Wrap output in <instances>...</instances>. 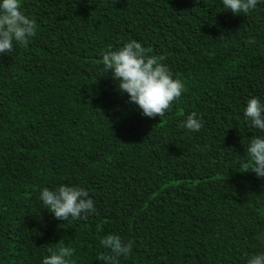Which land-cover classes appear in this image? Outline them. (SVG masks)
<instances>
[{
  "label": "trees",
  "instance_id": "16d2710c",
  "mask_svg": "<svg viewBox=\"0 0 264 264\" xmlns=\"http://www.w3.org/2000/svg\"><path fill=\"white\" fill-rule=\"evenodd\" d=\"M37 23L0 54V264H42L57 243L102 264L100 240L131 242L120 264H247L264 252V178L240 172L247 100L264 103V0H21ZM136 40L186 91L163 118L128 103L102 54ZM195 112L199 132L180 125ZM83 187L96 212L60 221L39 199Z\"/></svg>",
  "mask_w": 264,
  "mask_h": 264
},
{
  "label": "clouds",
  "instance_id": "9594fccd",
  "mask_svg": "<svg viewBox=\"0 0 264 264\" xmlns=\"http://www.w3.org/2000/svg\"><path fill=\"white\" fill-rule=\"evenodd\" d=\"M261 0H222L225 11L233 15L248 14ZM37 34L34 18L25 14L21 0H0V54H8L14 46L27 47ZM162 55L149 54V50L136 40L125 43L121 48L102 54L105 74L111 73L121 94L126 93L128 103L135 104L147 118H163L172 110L186 91L184 82L174 78ZM244 119L250 127L264 133V103L253 96L247 100ZM190 132H199L203 127L197 113L192 112L178 125ZM247 159L241 164L240 172H252L264 178V135H253L246 149ZM44 208L60 221H83L96 209L89 193L83 187L61 184L55 189L44 187L39 194ZM104 249L97 259L102 264H120L121 257H128L133 249L117 234L105 235L100 240ZM42 264H74L75 249L57 243L48 249ZM247 264H264V252L252 255Z\"/></svg>",
  "mask_w": 264,
  "mask_h": 264
}]
</instances>
